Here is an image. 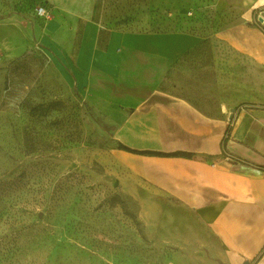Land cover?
Wrapping results in <instances>:
<instances>
[{"label": "rangeland", "instance_id": "rangeland-1", "mask_svg": "<svg viewBox=\"0 0 264 264\" xmlns=\"http://www.w3.org/2000/svg\"><path fill=\"white\" fill-rule=\"evenodd\" d=\"M92 3L100 46L111 30L199 32L201 46L161 89L205 114L237 94L264 97V66L218 41L215 30L236 17L210 0ZM42 4L52 7L0 0V264H167L182 234L171 221L185 214L127 165L115 120L77 89L47 27L52 12L36 14ZM78 43L79 35L72 53Z\"/></svg>", "mask_w": 264, "mask_h": 264}, {"label": "crops", "instance_id": "crops-1", "mask_svg": "<svg viewBox=\"0 0 264 264\" xmlns=\"http://www.w3.org/2000/svg\"><path fill=\"white\" fill-rule=\"evenodd\" d=\"M44 1L77 89L110 113L118 144L141 151L120 150L127 165L185 214L171 221L182 234L167 264H264V97L237 94L209 116L161 89L178 60L201 46L199 32L111 30L100 46L92 0ZM210 1L236 17L215 30L218 41L264 66V0Z\"/></svg>", "mask_w": 264, "mask_h": 264}, {"label": "built area", "instance_id": "built-area-1", "mask_svg": "<svg viewBox=\"0 0 264 264\" xmlns=\"http://www.w3.org/2000/svg\"><path fill=\"white\" fill-rule=\"evenodd\" d=\"M36 14L40 17H44V18H49L51 15L50 10L48 9V7H46V5L42 4V6H39L36 10Z\"/></svg>", "mask_w": 264, "mask_h": 264}, {"label": "trees", "instance_id": "trees-1", "mask_svg": "<svg viewBox=\"0 0 264 264\" xmlns=\"http://www.w3.org/2000/svg\"><path fill=\"white\" fill-rule=\"evenodd\" d=\"M119 149H121V150L124 149V150L132 152V153H137V152L141 153V151H134V150H131V149L127 148L126 146L120 145V144H119ZM156 154L164 155L163 153H156Z\"/></svg>", "mask_w": 264, "mask_h": 264}, {"label": "bare ground", "instance_id": "bare-ground-1", "mask_svg": "<svg viewBox=\"0 0 264 264\" xmlns=\"http://www.w3.org/2000/svg\"><path fill=\"white\" fill-rule=\"evenodd\" d=\"M180 103H183V104H185V105H187V103L185 102V101H183V100H178Z\"/></svg>", "mask_w": 264, "mask_h": 264}, {"label": "water", "instance_id": "water-1", "mask_svg": "<svg viewBox=\"0 0 264 264\" xmlns=\"http://www.w3.org/2000/svg\"><path fill=\"white\" fill-rule=\"evenodd\" d=\"M233 112H234V109L232 108V109H231V113H233Z\"/></svg>", "mask_w": 264, "mask_h": 264}]
</instances>
